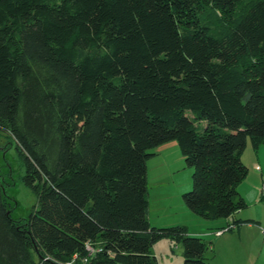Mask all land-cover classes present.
<instances>
[{
	"label": "trees",
	"instance_id": "obj_1",
	"mask_svg": "<svg viewBox=\"0 0 264 264\" xmlns=\"http://www.w3.org/2000/svg\"><path fill=\"white\" fill-rule=\"evenodd\" d=\"M0 130L37 197L16 221L0 179V264H159L166 238L183 264H209L202 237L150 225L147 164L176 142L193 214L247 207L242 156L248 139L264 146V0H0Z\"/></svg>",
	"mask_w": 264,
	"mask_h": 264
},
{
	"label": "rangeland",
	"instance_id": "obj_2",
	"mask_svg": "<svg viewBox=\"0 0 264 264\" xmlns=\"http://www.w3.org/2000/svg\"><path fill=\"white\" fill-rule=\"evenodd\" d=\"M202 16L209 21V23L213 21V25H217L214 22L215 16L209 10L203 13ZM188 115L191 116V113L188 112ZM168 144L176 145V147L178 146L176 142H170ZM160 149L163 148L159 147L155 149L154 152L159 151L160 153ZM178 151L176 156L171 149H168L157 158L148 161V195L151 204V222L152 224L154 223L151 226L157 228L179 226L176 224L172 225V222H174L173 219L180 218L185 222L184 225L188 226V223L192 230L202 231L207 228L204 231V235H207L203 236V239L209 246L208 251L205 253V261L208 263L227 264L235 255L241 254L244 259H246L253 254L255 257L252 264L255 262H257L256 264H264V249L262 250L264 243V146H261L255 151L252 148L250 139H248L247 148L242 156V162L249 169V173L240 183L238 192L244 199L247 207L228 219H204L199 216H193L196 217V221L201 223V226L197 222H192L182 215V209L188 213L190 211L183 201L182 196L184 193L190 192L193 189V169L187 167L180 150ZM257 167H260V170H258ZM163 169L169 173L175 172V174L173 176L168 174L163 176L160 174V172H165ZM24 176L25 165L19 152L17 142L9 133L0 130V179L5 188L6 200L12 211V218L16 221L27 219L37 204L36 194L24 184ZM159 186L166 187L168 190L167 192L170 193L163 196L162 191H159ZM162 206L164 209L166 207L170 209L171 207L172 210H168L172 212L173 216L161 212ZM190 213L192 212L190 211ZM236 219L246 221L243 222L242 225L254 224L259 227L258 237L255 230L245 228L243 231L245 235L248 234L255 240V246L249 248L247 244H243L238 250H233L234 248L230 246V251L226 244L224 245L222 243L220 245L217 244V242L215 243L214 240L216 238L214 237V233L219 228L226 229L229 225H232ZM213 223H222L223 225H217L215 227ZM155 224H157V226H154ZM242 225H240L239 228L242 227ZM237 227L234 230L228 231L229 233L226 231L227 235L224 238L228 237L230 233H235ZM151 251L158 259L159 264L184 263L182 243H176L167 238L162 239L153 245ZM250 258L247 259L249 262Z\"/></svg>",
	"mask_w": 264,
	"mask_h": 264
},
{
	"label": "crops",
	"instance_id": "obj_3",
	"mask_svg": "<svg viewBox=\"0 0 264 264\" xmlns=\"http://www.w3.org/2000/svg\"><path fill=\"white\" fill-rule=\"evenodd\" d=\"M167 146V147H166ZM169 146V147H168ZM160 148H163V149H160L161 151H160V153H159V151L158 152H156V157H154V158H157L159 155H161V153H164V152H166V150H168V149H171L172 151H173V153L174 154H176V156H177V152H179L178 150H179V148H178V146L176 147V145H169V144H165V145H163V146H161ZM165 148V149H164ZM166 148H168V149H166ZM153 158V159H154ZM162 163V162H161ZM163 164V163H162ZM257 169L258 170H260V167H257ZM164 170V169H163ZM165 172H160V174L161 175H163V176H165V175H174L175 174V172H172V173H169L168 171H166V170H164ZM161 185H162V182H161ZM159 191H162V193H163V196H166V195H168V193H170V192H167L168 190L166 189V187H162V186H159ZM164 206V205H163ZM161 207V212H163V213H165V214H169V215H172V212H170L169 210H172V208L170 207V209H169V207H166L165 209H164V207ZM150 208H151V204H150V201H149V211H148V219H149V222H150V225H153L152 224V222H151V213H150ZM169 209V210H168ZM168 210V211H167ZM176 215H179L178 213H175ZM182 215H183V217H186V219H188V220H190V221H192V222H197L200 226H201V223H199V221H196V217H193V216H197V215H193V213H190V211H189V213L187 212V211H185V210H183L182 209ZM173 216V215H172ZM174 220V222H172L173 224L172 225H174V224H176V225H182V226H185L186 228H187V230H188V232L190 233V234H192V235H195V236H199V237H202L203 238V236H206L207 234H205L204 235V231L207 229V228H205V229H203L202 231L201 230H199V231H201V232H199V231H196V230H192V228L190 227V225L187 223V225L188 226H186V225H184L185 224V222H183L180 218H178V219H173ZM237 221H240V222H242L241 223V225L243 224V222H246V221H243L242 219H236V220H234V222H233V224H235ZM248 222H250V221H248ZM251 223V222H250ZM252 223H254V222H252ZM214 225H215V227L217 226V225H223L222 223H213ZM232 224V225H233ZM165 225H167V224H165ZM207 225V224H206ZM154 226H157V224H155ZM199 226V227H200ZM205 227V226H204ZM245 228H247V229H249V230H255V232H256V234H257V237L259 236V227H257V225H254V224H248V225H242V227H237V231L235 232V233H230V235H228V237H226V238H224L226 235H227V233L225 232V233H223L222 235H220V236H217L216 235V233H217V231H222V229L223 228H219L214 234V237L216 238L214 241H215V243L217 242V244H226L227 245V247L229 248V250L231 251V248H230V246H232L234 249L233 250H235V249H239L240 247H242L243 246V244H247L248 246H249V248L250 247H253V246H255L256 245V243H255V240H253L248 234H244L243 233V231L245 230ZM229 233V232H228ZM209 237V236H208ZM264 249V243H263V248H262V250ZM232 250V251H233ZM261 252V251H260ZM234 254H236L235 252H233ZM250 256H251V258H250ZM250 256H248L246 259H244V257L241 255V254H239V255H235L234 257H232L231 258V260L227 263V264H252L254 261H253V259H254V255L253 254H251ZM250 258V262L247 260V259H249ZM227 259L229 260V258L227 257ZM158 260V259H157ZM257 262H255L254 264H256ZM209 264H214V263H209Z\"/></svg>",
	"mask_w": 264,
	"mask_h": 264
},
{
	"label": "built area",
	"instance_id": "obj_4",
	"mask_svg": "<svg viewBox=\"0 0 264 264\" xmlns=\"http://www.w3.org/2000/svg\"><path fill=\"white\" fill-rule=\"evenodd\" d=\"M234 229H236V226H234V225H229L226 229H223L222 231H217L216 235H217V236H220V235H222L223 233H225L226 231L228 232V231H231V230H234Z\"/></svg>",
	"mask_w": 264,
	"mask_h": 264
},
{
	"label": "bare ground",
	"instance_id": "obj_5",
	"mask_svg": "<svg viewBox=\"0 0 264 264\" xmlns=\"http://www.w3.org/2000/svg\"><path fill=\"white\" fill-rule=\"evenodd\" d=\"M93 250V249H92Z\"/></svg>",
	"mask_w": 264,
	"mask_h": 264
}]
</instances>
